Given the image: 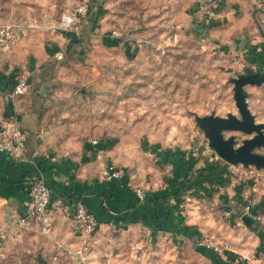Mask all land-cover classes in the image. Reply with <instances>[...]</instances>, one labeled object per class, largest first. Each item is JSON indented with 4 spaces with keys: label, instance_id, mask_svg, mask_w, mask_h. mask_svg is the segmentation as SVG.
<instances>
[{
    "label": "rangeland",
    "instance_id": "rangeland-1",
    "mask_svg": "<svg viewBox=\"0 0 264 264\" xmlns=\"http://www.w3.org/2000/svg\"><path fill=\"white\" fill-rule=\"evenodd\" d=\"M78 1L0 0V26L34 20L38 27L28 28L25 37H50L57 32L48 27L60 23ZM87 16V39L68 54L64 67L52 70L54 79L62 81L46 94L58 124L77 140H104L125 158L145 153L156 157L167 150L211 158L209 139L196 116L241 117L232 79L264 72V0H90ZM113 30L121 34L120 41L104 42L103 35ZM245 89L256 121L264 123V83ZM232 134L237 145L251 137L225 133ZM256 151L264 154V147ZM219 179L218 184L223 179L229 183L227 189L243 207L252 201L264 214V168L237 164ZM203 197L188 200L183 210L202 230L200 239L222 247L221 252L206 249L201 240L198 249L194 239L180 233L149 235L142 223L98 226L79 252L81 238H75V222L66 217L57 238H68L71 242L63 243L73 250L62 251L60 262L264 264V219L251 226L241 219L233 223L228 209L214 202V194ZM54 228L55 220L50 234L37 230L24 236L17 230L20 237L2 245L6 254H0V264H43L55 252Z\"/></svg>",
    "mask_w": 264,
    "mask_h": 264
},
{
    "label": "crops",
    "instance_id": "crops-1",
    "mask_svg": "<svg viewBox=\"0 0 264 264\" xmlns=\"http://www.w3.org/2000/svg\"><path fill=\"white\" fill-rule=\"evenodd\" d=\"M87 17L83 27L88 23ZM84 33L81 36L56 33L46 38L30 34L0 58V125L13 118L28 136L22 156L14 158L0 152V254H6L1 250L6 248L2 247L3 244L9 245L20 237L17 230H22L24 236L38 230L37 225L29 229L16 226L29 203V185L38 179L47 182L54 196H67V202L82 200L95 213L100 227L142 223L159 232L186 235L197 244L202 239V230L189 222L183 208H186L188 200H198L206 193L214 194V202H221V206L232 212L229 218L233 223L243 220L242 201L234 199L227 189L229 183L224 184V179L218 184L220 175L225 177L231 165L212 161L210 157L197 158L193 164L188 155L169 150L158 153L156 157L145 153L125 158L118 150L109 148L105 141L97 139L99 144L96 146L92 142L95 138L77 140L58 124L51 113L50 98L46 95L49 87L62 82L54 79L52 70L64 67L68 54L79 50L80 42L87 39ZM112 37L111 33H106L102 40H119ZM20 76L28 78L30 90L12 99L9 92ZM98 149L103 151L101 157L97 154ZM170 159H175V162ZM109 163L125 169V176L114 181L103 179L102 171ZM133 186L145 189L147 199L144 202L139 201ZM171 194L186 201L175 205L168 197ZM64 218L66 216L62 213H54V251L59 244L73 250L63 243L70 241L68 238H60L62 241L57 238L61 236L60 225ZM8 235L9 239L3 241Z\"/></svg>",
    "mask_w": 264,
    "mask_h": 264
},
{
    "label": "built area",
    "instance_id": "built-area-1",
    "mask_svg": "<svg viewBox=\"0 0 264 264\" xmlns=\"http://www.w3.org/2000/svg\"><path fill=\"white\" fill-rule=\"evenodd\" d=\"M213 2L205 4L202 8H208ZM90 6V0H79L78 4L72 9L63 14L60 23H54L50 27L57 33H70L77 36H81L83 33V22L88 15ZM261 24H264V17L260 19ZM38 27L34 20L30 21H18L11 22L0 26V58L5 54L10 53L16 45L27 35L28 28ZM43 29V26H39ZM111 35L115 38H119L121 34L115 30L111 32ZM30 90V83L28 78L20 76L12 91L9 92L10 98L25 94ZM27 132L19 125L15 119L5 120L0 125V152L8 154L10 157L22 156L26 151ZM94 145H98L97 139L92 140ZM211 160L221 161L223 160L217 152L212 148ZM99 157L103 155L101 149L97 150ZM198 152H191L188 157L196 158ZM231 166H234L230 164ZM125 176V169L116 165L115 163H109L102 171V177L106 181H114L121 179ZM134 191L139 201L144 202L147 199V193L141 186H133ZM171 203L177 205V199L170 198ZM181 205V204H180ZM244 215H251L255 221L264 219V214L257 210L256 205L249 201L244 207ZM59 212L64 216L70 218L75 222L76 230L81 237V245L79 252H82L88 245L90 238L99 226L98 219L94 212H92L88 206L82 200H73L67 202V196H54L51 187L43 179L34 180L29 185V203L26 211L21 215L16 222V226L24 229L32 228L34 225L38 226V230L45 234H50L53 230L54 213ZM227 216H231L230 210L226 211ZM243 215V216H244ZM146 231L149 235L154 234V230L150 226H146ZM164 231H160L162 233ZM5 233V232H4ZM203 247L211 250L215 253L221 252L224 249L218 245L205 243L204 239L201 241ZM50 258L46 261V264H61L60 255L62 251L66 249L59 244ZM229 245L225 246V249H229Z\"/></svg>",
    "mask_w": 264,
    "mask_h": 264
},
{
    "label": "water",
    "instance_id": "water-1",
    "mask_svg": "<svg viewBox=\"0 0 264 264\" xmlns=\"http://www.w3.org/2000/svg\"><path fill=\"white\" fill-rule=\"evenodd\" d=\"M264 37V30H263ZM234 97L241 117L229 113L227 116L216 114L206 116H196V121L204 130L209 139V146L218 155L230 164H242L245 167L255 166L258 169L264 168V154L256 149L264 147V123H258L252 113L246 91L247 85H261L264 83V72L240 75L233 78ZM226 132H242L251 137L243 140L241 145H237L235 134L227 137ZM243 221L247 226L254 223V218L245 214Z\"/></svg>",
    "mask_w": 264,
    "mask_h": 264
},
{
    "label": "trees",
    "instance_id": "trees-1",
    "mask_svg": "<svg viewBox=\"0 0 264 264\" xmlns=\"http://www.w3.org/2000/svg\"><path fill=\"white\" fill-rule=\"evenodd\" d=\"M103 142H104V140H102ZM177 153V152H176ZM171 157H176V156H171ZM171 160V162H175V159H170ZM190 160H192L193 161V164H194V162H196L197 161V159L196 158H192V157H190ZM168 197H174V198H176L177 199V202H178V204L177 205H180L181 203H182V199L179 197V196H176V195H174V194H171V196H169L168 195ZM154 230V234L155 233H157V230L156 229H153ZM205 251V250H204ZM210 253V254H213L212 252H210V251H206V253ZM215 254V253H214Z\"/></svg>",
    "mask_w": 264,
    "mask_h": 264
}]
</instances>
